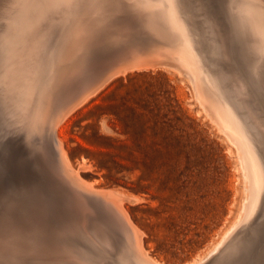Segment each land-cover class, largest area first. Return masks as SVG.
<instances>
[{
	"label": "rangeland",
	"instance_id": "rangeland-1",
	"mask_svg": "<svg viewBox=\"0 0 264 264\" xmlns=\"http://www.w3.org/2000/svg\"><path fill=\"white\" fill-rule=\"evenodd\" d=\"M10 1L12 3L8 0L9 4L5 6L6 15L1 16L5 20L3 22L0 20V107L6 109L5 115L4 109L0 108L2 110L0 115L4 118L0 117V131L2 129L0 132V168L5 166L6 169L3 168L5 181L7 184L10 183L8 186L11 189L9 193L4 195V202L7 203L10 196L13 197L15 203L22 199L23 201L29 200L28 193L31 192V189L26 184L28 181L24 180V174L29 175L31 179L33 177L34 179L44 178L43 181H46L47 178L46 169L43 168L42 163H39L41 160L40 151L33 149L32 143L25 142V135L30 134L26 126L28 127L30 120L33 122V119L27 115L28 106H25L27 102L22 99L24 93L20 91L19 95H14L16 100L11 99L12 96L10 98L6 96L7 91L3 78L6 72L4 69L7 71L9 69L8 60H10L13 51L18 48L20 42H24L25 39L28 41L29 37L27 38V36H29L30 30L33 29L31 31L36 32L45 25L48 29L47 38L42 45L44 48H41L39 53L41 58L38 57L39 54L37 55L40 71L36 69L34 73V86L37 87L34 88L35 93L31 99V102L37 101L38 105L34 104V106L40 107V109L45 105V99L41 93L45 92L46 95H51L57 92L65 77L77 71L86 58L106 55L130 47H140L148 60L157 59V62L155 61L157 65L155 64V67L137 68L136 70L134 68L131 70V68V71L127 70L129 72L120 73L121 75L104 84L99 91L93 93L94 96L91 94L87 98L88 102L86 99V103L82 102L83 106L81 103L78 109L73 110L74 113L72 112L70 117L64 119L59 129V136L63 141V148L69 161H71L72 168L80 172H78L80 178L88 185L90 184L95 189H113L123 193H132L141 198L137 204L131 205L126 201L125 204L123 203V207L127 215L130 214V220L140 233L142 232L143 245L151 257L164 264H190L207 254L224 231L230 227L239 214L241 205L246 202L244 199V184L246 185V182L243 177L244 172L239 164L237 148L228 142L226 136L218 129L207 112L202 109L196 98L194 85L188 76L169 67L176 64L172 54L173 44L171 40L175 41L177 34L170 28L167 13L161 12L162 9L157 7H154V12H152L153 9H149L148 13L151 12L149 14H146L147 11L144 10L137 17L139 24L136 30L118 33L114 28L121 24L119 21H125L139 8L133 1L131 3V0H73V2L72 0H16L18 3L20 2L19 4L15 3V0ZM134 1L143 3L145 0L142 2L141 0ZM242 1L248 8L250 6V9L257 8L251 10L256 16L258 13L257 18L249 13L255 19V23L251 20L252 24L249 25H252L254 27L252 29L255 31L251 28L249 30L256 32L254 35H250L252 33L250 31L249 35L250 39L259 43L264 39V29H261L264 28V23H261L264 22V4L254 0ZM91 2L95 3L96 6ZM89 3L91 4L88 5ZM144 3L146 4L147 1ZM91 5L98 7L97 10L99 9V11H93L92 18L90 16L92 14ZM58 8L60 9L58 10ZM78 10L79 16L82 15L88 20L86 23L83 20L82 25V20L77 19L79 17L77 15ZM88 11H91L90 14ZM75 12L76 14H74ZM73 16L75 17L74 21L77 20V22L73 21L75 27H72L71 23L73 22L70 23L74 18ZM50 20L52 21L50 22ZM58 21L60 22L58 23ZM105 21L110 22V32L108 33L104 32ZM257 21H259L260 26H256ZM61 22L66 23L62 24ZM51 26L53 27L51 28ZM61 27H63L62 30H60ZM77 27L78 29H76ZM258 27H260V33L257 32ZM72 31L74 35L70 34ZM164 33L170 36V40L165 38ZM61 36L63 37L61 38ZM254 36H258L257 39ZM100 39L102 40L101 44ZM95 40H99L98 46H95L97 43ZM48 51L54 52L49 54ZM9 52L10 54H8ZM45 55L50 56V58H46ZM55 57L57 58L55 59ZM158 60L168 65L171 62L167 66L169 68L165 66L166 64L159 63ZM126 61H128V65L125 66L134 64L133 59L127 58ZM5 64H8L7 67ZM162 65L165 67H161ZM43 72L46 76L43 75ZM20 95L21 97H19ZM40 98H43V102ZM31 102L27 105H30ZM40 103L43 105L42 107ZM10 109L11 112H9ZM7 113L9 115L15 114L16 117L15 115L7 116ZM13 121L16 124H13ZM14 130L19 134V138H23L21 140L22 138L17 137L19 146L15 143L16 141L7 137L10 133L13 134ZM12 141H14L13 144H16L14 146L22 153L25 151L28 157H18L13 154L10 150ZM4 144H6V148L5 146L1 147ZM29 145L31 146L29 147ZM4 151L5 153H3ZM23 158L25 165H21L20 162L23 161L21 160ZM251 218L247 219L245 223L237 225V230L232 232L233 234L229 236V239L227 238L216 255L203 264H236L244 255L248 256L249 253H253L256 245L264 241V226L262 225L263 229L260 227L257 230L258 218L254 217L252 220ZM234 234L238 235L235 236ZM241 236L242 238H240ZM238 243H240L239 247L243 246L239 248ZM220 255L221 262L215 263V258ZM0 258L3 260L0 259V264L16 263L15 260H12L13 258L5 255L0 256ZM21 261L24 264H39L37 260L31 258Z\"/></svg>",
	"mask_w": 264,
	"mask_h": 264
},
{
	"label": "bare ground",
	"instance_id": "bare-ground-1",
	"mask_svg": "<svg viewBox=\"0 0 264 264\" xmlns=\"http://www.w3.org/2000/svg\"><path fill=\"white\" fill-rule=\"evenodd\" d=\"M132 1L138 5V10L125 21H119L121 24L116 26L114 30L118 33H127L136 30L139 24L137 17L144 10L147 11L146 14H149L151 13H148L149 9H153L152 12H154V7H157L160 8V10L162 9L161 12L167 13L166 15L169 19L170 28L177 34V39L175 38V41L171 40L173 44L171 49L173 51L174 61H176L178 66H175L176 64L173 66L170 65L171 62L169 63L170 66L166 63H162L161 60H158V62L164 65L166 64V67H172L174 70L183 74L185 73L188 76L189 80L194 85L195 89H193L196 91V98L202 109L207 112L218 129L226 136L228 142L237 148L239 164L242 168L241 170L244 172L243 177L246 182V185L244 184V199L246 202L241 205L239 214L230 227L224 231L222 236L220 235V239L215 243L213 248L203 257L190 263L203 264L219 251L227 238L229 239V236L234 233L233 231L237 230V225L243 222L245 223V221L251 217L260 219L262 211H264V42H262L264 39L261 42L259 41V43L250 39V35H254L256 32L249 30L250 28L254 29L252 25H249L252 24L251 20L255 23V19L250 15H254V11L252 13L251 10L257 8L250 9V6L248 8L244 5L245 3L237 0H145L144 2L147 1L146 4L134 0H131V3H133ZM254 1L264 4V0ZM9 2L11 1L9 0ZM100 2L102 3V1ZM15 3L19 4L20 2L18 3L16 1ZM22 3H24V1H22ZM91 3L95 5L93 2ZM8 4V0H0V17L6 15L5 6ZM23 6L25 5L23 4ZM60 7L62 8V6ZM97 8L98 7L92 6V12L90 11L92 13L90 15L91 18L94 10L99 11ZM59 9L60 8H58V10ZM75 9L77 8L75 7ZM90 12L88 11V14H90ZM61 13H59L60 16ZM74 14H76V12ZM256 14L259 16L258 13ZM255 16L256 15H254V18ZM2 17L0 18V20H2L1 22L5 20V18L2 19ZM79 18L82 20L81 25L83 24V20L85 23L88 21L86 18H83L82 15L77 17V19ZM62 20L64 19L62 18ZM74 20L75 17L70 23ZM220 20H222V23H220ZM51 21L52 20H50V22ZM35 22L36 20L34 23ZM59 22L60 21H58V23ZM74 22H77V20ZM74 22L71 23L72 27H75L73 26V24L75 25ZM258 22L259 21H257L256 26H260ZM109 23V21H105L104 23L105 33L110 32ZM261 23L263 24L264 22ZM60 26L59 24V27ZM69 26L71 27V25ZM52 27L53 26H51V28ZM62 28L63 27H61L60 30H62ZM83 28H85V26H83ZM76 29H78V27ZM257 29V32H259L260 27ZM31 30L29 36H27V38L29 37L28 41H26V39V42L22 41L21 43L19 41L18 48L13 51L10 60H8L9 69L8 71L4 69L6 72L3 77L7 91L6 96L9 98L12 96L11 99L13 98L16 100V98H14L16 94L19 95L20 91H23L22 93H24V95L21 94L23 96L22 99H24L23 101L27 102V104L32 101L31 99L35 93L34 88L37 87L34 86V73L36 69H38L37 55L41 52V48H44L42 45L48 35L47 25L40 28V30H36V32L34 31L35 33ZM49 32H51V30H49ZM249 32L251 33L250 35ZM70 34H73V31ZM164 35L165 38L170 40L168 34L166 35L164 33ZM63 36L65 37V35ZM63 36H61V38ZM256 37L255 39H257ZM68 38L67 40L69 41ZM53 41L55 42V40ZM83 41L86 42L85 40ZM96 42L95 46H98L99 40ZM101 42L102 40L100 44ZM10 52L8 54H10ZM38 57L41 58L40 54ZM45 57L50 58V56L46 55ZM56 58L57 57H55V59ZM127 58L133 59L134 64L132 66H125L128 62L126 61ZM156 60H148L140 47H130L106 55L86 58L77 71L65 77L64 82L59 86L57 92L51 95H46L45 92L41 93L45 99L44 107H42L43 105L41 103V109L40 107H35L34 104L38 105L37 101L31 102L30 105H25L26 107L28 106V111L26 109L27 115L33 119V122L30 120L29 126H26L30 134H26L25 137H23L26 140L25 142L28 141L36 146L35 148L33 146V149L40 151L41 157H39L41 160L39 163H42L43 168L46 169L45 174L47 178L46 181H43L44 178L34 179L33 177V179H31L29 175L26 176V174H24L27 170L24 171L23 177L25 179H23L28 181L26 184L31 189V192L28 193L29 200L23 201L22 199L15 203L13 197L10 196L8 199L9 201L5 203L4 195L9 193L11 189L8 186L10 183L7 184L5 181V166L0 168V256L5 255L13 258L12 260L16 262L13 264H24L21 260L26 258L35 259L39 264H164L151 257L147 250H145L142 240L143 235H141L142 232L140 233L130 220V214L128 216L123 207L124 202L127 201V203L129 202L131 205L137 204L141 198L132 193H123L113 189H95L92 188L90 184L88 185L80 178L78 174L79 171L77 172L72 168L71 161H69L66 151L63 148V141L59 136V129L64 119L68 116L70 117V114L72 112L74 113L73 110L75 108L78 109L82 102L86 103L85 100L91 94L96 93L104 84L131 68V70H133V68L136 70L137 68L143 67H155V64L157 65V63H155ZM54 63H56V61H54ZM165 66L162 65L161 67ZM38 70L40 71V69ZM43 75H45V73ZM36 76H38L37 73ZM31 79L32 81L30 82ZM6 91L4 92L5 94ZM36 92L40 94L38 90H36ZM252 93L254 94V98L252 97ZM21 95L19 97H21ZM40 99L42 101L43 98ZM12 102L14 103V101ZM81 106H83V103ZM255 106L262 107L263 110H259V108H255ZM0 108L4 109L6 115V109ZM1 111L2 110H0V112ZM9 112H11V109ZM261 113H263L262 116L260 115ZM12 115L15 114H8L7 116L12 117ZM0 117L2 116L0 115ZM10 120L12 121V118ZM14 122L15 121H13V124H16ZM3 124H5V122ZM18 127L20 126L18 125ZM15 131L16 130L7 137L16 141L15 143L18 144L17 141L22 137L19 138V134ZM17 132L19 133V131ZM21 140H23V138ZM14 141H12V145L10 146L11 152L18 157H28L25 151L22 153V151L14 146L16 145L13 144ZM31 145H29V147ZM4 146L5 148L7 147L6 144L1 147ZM3 153H5V151ZM21 160H23L20 161L21 165H25L24 158ZM34 162L37 163V161ZM82 166L83 165H81V167ZM86 168H89V166H86ZM251 220H249V222H251ZM261 227L263 229V226ZM238 234L234 235L236 236ZM240 238H242V236ZM240 243H238V247ZM2 258L0 259L2 260ZM46 260L48 261L45 262ZM49 260H51V262H49ZM236 264H264V241L255 247L253 253H249L248 256L244 255Z\"/></svg>",
	"mask_w": 264,
	"mask_h": 264
},
{
	"label": "water",
	"instance_id": "water-1",
	"mask_svg": "<svg viewBox=\"0 0 264 264\" xmlns=\"http://www.w3.org/2000/svg\"><path fill=\"white\" fill-rule=\"evenodd\" d=\"M237 1L243 2L242 0H237ZM221 21H222V20H220V23H222ZM252 97L254 98V94H253V93H252ZM251 100H252V99H251ZM255 108H259V110H263L262 107L260 108V107H258V106H255ZM262 114H263V113H261L260 115L262 116ZM263 115H264V114H263ZM262 225L264 226V211H262V214H261L260 219H258V222H256L257 230L260 229V227H261ZM261 231H262V230H261ZM261 231H260V232H261ZM263 231H264V230H263ZM263 231H262V232H263ZM258 245H259V244H257L256 247H257ZM214 255H216V253H215ZM214 255H213V256H214ZM213 256H212V257H213ZM214 262H215V263H220V262H221V255H220V256H217V257L215 258Z\"/></svg>",
	"mask_w": 264,
	"mask_h": 264
}]
</instances>
